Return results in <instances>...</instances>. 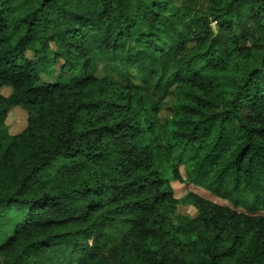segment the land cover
Here are the masks:
<instances>
[{"label":"trees","instance_id":"1","mask_svg":"<svg viewBox=\"0 0 264 264\" xmlns=\"http://www.w3.org/2000/svg\"><path fill=\"white\" fill-rule=\"evenodd\" d=\"M176 1L0 0V264H264V0Z\"/></svg>","mask_w":264,"mask_h":264},{"label":"rangeland","instance_id":"2","mask_svg":"<svg viewBox=\"0 0 264 264\" xmlns=\"http://www.w3.org/2000/svg\"><path fill=\"white\" fill-rule=\"evenodd\" d=\"M193 1L192 0H177L176 1V5L180 6V5H185V4H192ZM131 44H126L123 46L122 51L124 50H128L131 48ZM120 53L117 55L115 60H99L95 66L94 69V76H96L97 78H110V79H116L118 81H123L125 78V74L121 71L120 69ZM60 61L59 64L54 68L52 75L50 76H46L43 75V77L45 78V81L48 83H52V84H56L59 80L60 77ZM131 76H135L134 72H131ZM135 78V77H134ZM134 81H139L138 79H134ZM11 93V91L9 92ZM14 110H21L19 108H16ZM26 122H27V118H26V113L25 112H20V111H13L10 113L9 118L6 122L9 132L13 135L19 134L21 133L25 127H26ZM182 173H183V169ZM172 186L175 189V197L177 199H183L185 198L189 193H194L197 196L204 198L206 200H209L215 204L218 205H222V206H227L229 207L230 205L226 202L223 201L215 196H213L212 194H210L209 192H207L205 189L200 188V187H196V186H188V185H179L178 183L173 182ZM178 214L180 215H184V216H190V217H196L197 216V212L194 208L192 207H185L184 205L179 206L178 209Z\"/></svg>","mask_w":264,"mask_h":264},{"label":"crops","instance_id":"3","mask_svg":"<svg viewBox=\"0 0 264 264\" xmlns=\"http://www.w3.org/2000/svg\"><path fill=\"white\" fill-rule=\"evenodd\" d=\"M11 91V89H9V88H6V89H3L2 90V93L6 96V97H8L11 93H9ZM13 111H17V110H13ZM13 111H11V112H13ZM188 186H190V185H188Z\"/></svg>","mask_w":264,"mask_h":264}]
</instances>
